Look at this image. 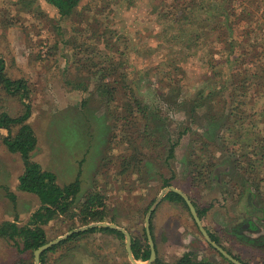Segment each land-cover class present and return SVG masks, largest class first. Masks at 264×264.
<instances>
[{"label":"rangeland","instance_id":"rangeland-1","mask_svg":"<svg viewBox=\"0 0 264 264\" xmlns=\"http://www.w3.org/2000/svg\"><path fill=\"white\" fill-rule=\"evenodd\" d=\"M190 1L82 0L75 14L63 18L45 0H0V57L10 78L24 79L31 87L33 112L29 124L38 140L31 160L54 173L61 186L79 178L77 205L88 193L99 191L111 216L116 217V222L106 223L124 229L146 246L149 209L173 187L204 213L200 218L203 226L230 255L243 264H264V213L258 215L254 209L264 210V203L252 200L250 195L241 199L242 188L236 184L249 175H237L234 160L238 155L235 151L227 154V145L237 150L240 142L235 145L231 137L225 140L222 135L228 132L219 127L220 120L229 114L233 89L244 82L252 86L247 98L250 114L255 117L253 113L262 107L263 10L246 23L239 17L247 0H235L227 43L218 39L223 29L214 22L210 35L190 41L188 24H177L169 15L159 14L162 3L175 11V7ZM222 15L215 12V17ZM197 27L192 29L203 33L204 29ZM107 43L120 51L121 59L112 66L119 68L117 74L105 81L124 82L128 88L113 98L102 93L101 71L94 73V62L108 67L105 57L115 53ZM92 45L95 52L89 51ZM118 56L116 53L113 57L117 60ZM121 61L127 70L119 66ZM119 71L124 73L120 75ZM132 97L157 114L149 124V133L154 134L151 140H142L147 130L143 124L127 128L124 120L117 123L126 105H132L128 111L136 109ZM200 97L204 100L197 105L203 107L195 108L194 102ZM3 112L18 117L24 107L20 99L0 89V114ZM234 120L235 114L231 125ZM0 133L2 137L7 135L5 130ZM246 139L244 136L243 142ZM203 142L207 149L202 148ZM171 149L173 157H169ZM263 165L256 178L264 188ZM24 169L21 156L10 153L0 140V226L16 221L26 226L40 207L37 195L19 190ZM251 183L249 178L245 184ZM170 192L151 217L157 259L174 264L190 253L196 261L232 264L207 243L187 204L167 197ZM251 215L260 216L252 227L257 232H249L250 241L245 242L239 237L244 232L240 225ZM68 221L60 217L44 226L47 242L84 228L74 224L77 227L69 230ZM254 239H261L262 246L252 245ZM22 245L21 241L14 244L1 239L0 264H36L34 251L23 253ZM175 253L185 254L180 257ZM167 254L171 260L166 259ZM45 264L132 263L125 235L97 232L49 252Z\"/></svg>","mask_w":264,"mask_h":264},{"label":"trees","instance_id":"trees-1","mask_svg":"<svg viewBox=\"0 0 264 264\" xmlns=\"http://www.w3.org/2000/svg\"><path fill=\"white\" fill-rule=\"evenodd\" d=\"M45 1L55 7L58 10L59 15L65 18L75 14L76 9H78L82 0ZM234 1L235 0H191L186 6L184 5L181 8L175 7V11L169 8L170 5L162 3L161 7L163 6V11L159 14L164 17L169 15L171 20L177 24H188L187 26L190 28L187 29V32L192 34V36L190 35V41H193L194 38L197 41L202 35H210L213 32L212 26L215 24L217 27H222L223 29V31L218 36V39L220 42L227 43L230 37L229 34H231L232 24L229 23V17L232 16L231 13L234 12ZM221 3H224V6H221ZM247 3V6H243V3H240L243 10L239 17L245 19L246 23L249 22L250 19H252V17H254L259 11L263 10L264 14V0H247ZM165 8L168 9L167 12H165ZM215 12L223 13V15L215 17ZM221 17H223V20H221ZM198 19H200L201 22H197ZM197 24V28L202 27L204 29L203 33L199 34L198 31H194L192 29ZM209 27H211V31H209ZM106 46L111 52H115L114 54L117 53L119 56L116 60V58L113 57L114 54L111 56L107 55L104 62L107 63L108 67H101L103 64L100 66V64L97 65L95 64L96 62H94V73H96L98 70L101 71L103 81L102 84H104L101 86V89L104 90L102 93L113 98L122 89L127 90L128 88L125 87L124 82L119 83L118 81L112 80L109 82L105 81L107 79H112L113 76L117 74L119 68H113L112 66L113 63H117L115 61H119L121 59V55L119 53L120 51L117 49L114 51L115 47H113L111 43H107ZM95 47L96 46L94 45L90 46L89 51L95 52ZM119 66L124 68V70H127V67L123 64V61L119 63ZM119 73L121 75L124 72L121 73L119 71ZM251 87L252 86L249 83L244 82L240 87L233 89L232 97L234 98L231 100L230 106L227 108L229 114L220 120L219 127L222 129L226 128L225 132H228L227 134L224 133V135H222L225 140L228 141L231 137L233 138V143L235 145L236 142H240L239 149L237 150L234 149L233 145H227L228 150H230L227 151V154L235 151L233 153L238 155V158L234 160L236 162L234 170L236 171L237 175H249V177H245L244 182L236 184L242 188V192H240L241 199L245 196L249 197L250 195L252 200L258 199L260 202L264 203V188L262 186L260 187L261 184L263 185V182H259L258 178H256L257 171L259 168H261V165L264 164V134L262 136L260 135L264 131V101L262 107L257 112L253 113L256 115L253 117L248 111L249 105L247 103L248 96H251L249 91ZM0 89L6 94L20 99L24 107L23 114L18 117H12L6 112L0 114V132L1 130L7 131V135L4 137H2L0 133V140L10 153L19 154L23 160L25 169L19 178V190L37 195L40 201V207L32 215L28 225L19 226L17 221L6 222L2 224L0 226V241L1 239H6L13 242L14 244H17L19 241H21L23 244L22 252L32 253L39 247L48 243L44 226L60 217L63 218V221L69 220L68 222L70 223L66 222L68 224L69 230H73L77 227L74 224H80V226L85 227L95 223L108 222V220H111V222H116V217L115 215L111 216V209L109 208L105 196L102 193L99 191L90 192L86 195L84 201L77 205L80 201L77 200L78 195L81 192V181L79 178H77L74 182L61 186L57 182V176L54 173L44 170L40 164L31 160V154L35 151L38 144L37 136L33 131L32 126L29 124V120L33 112V106L30 102L31 87L29 86L28 81L24 79L15 80L8 76L6 65L2 57H0ZM237 91L239 93L241 92V94L238 95V93H236ZM128 92L130 93L131 91L129 90ZM132 98L133 101H135L136 109L134 112H132V110L128 111L132 105H126L125 114L122 119L120 116H116L118 119L117 123L124 120L125 126H127V128L132 127V124H143L145 127L144 129L147 130L144 131L143 136L142 134L140 136H142L141 138L143 141L148 139L151 140L154 134L149 133V124L153 123L154 118L157 117V114L151 112L148 106H144L134 97ZM202 100H204V98L200 97L198 101L194 102L195 108H197V106L203 107V105H197V102L201 103L203 102ZM225 106H227V102H224V107ZM112 114L115 115L116 112H112ZM233 114H235V120L233 125H231L230 120L233 117ZM212 119L216 120L214 116H212ZM146 131L149 135H146ZM244 136H246L247 139L243 142ZM202 145L203 149H207V143L203 142ZM173 156L174 152L173 149H171L169 157ZM259 161L263 162L259 163ZM212 166L215 165L212 164ZM249 178L252 179V183L245 184ZM253 185L255 187H252ZM252 188H254L256 191L253 192ZM10 196L13 200H15L13 195ZM167 197H170L171 199L176 198L186 205L182 197L175 192H170ZM254 209L259 212L258 215L264 213L263 208H261V210L260 208L256 209L254 207ZM197 211L200 218L202 219L204 213L199 210ZM254 216L260 217L257 215ZM76 220L78 222H75ZM97 232L117 234L124 237L120 231L105 227H95L84 233H74L59 246L52 247L47 252L43 253L40 258L41 264L46 263L49 252L56 251L59 247L63 246L67 242L74 241L82 235ZM211 237L217 244H220L218 239H216L214 236ZM146 242L147 244L145 246L142 244L141 240L132 238L133 255L135 256L136 260L147 261L150 258L151 250L148 239ZM156 264L168 263H163L160 261V259H157ZM174 264L214 263L209 261H196L189 253L185 254Z\"/></svg>","mask_w":264,"mask_h":264},{"label":"water","instance_id":"water-1","mask_svg":"<svg viewBox=\"0 0 264 264\" xmlns=\"http://www.w3.org/2000/svg\"><path fill=\"white\" fill-rule=\"evenodd\" d=\"M170 191L179 194L185 200V202H186L187 206L189 207V210H190V212H191V214L193 216V219H194V221H195L200 233L203 235V237L205 238L207 243L209 245H211L218 253H220L222 256H224L232 264H243L242 262L237 260L235 257L230 255L223 247H221L219 244H217L215 241H213V239L211 238L210 234L208 233V231L203 226V223H202V221L200 219V216H199L194 204L187 197V195H185L183 192H181L180 190H178L176 188H173V187L172 188H168L166 190V193L170 192ZM166 193H163L162 195L159 196V198L156 200V202L153 204V206L149 209V212H148L146 220H145L146 234H147V237H148L150 250H151L150 258L146 262V264H152L157 259L156 247H155L154 239L152 237L151 228H150V226H151V217H152V214L155 211L156 207L159 205V203L161 202L162 198L164 197V195ZM95 227L96 228L97 227H105V228H110V229L122 232L125 235V237H126V250H127V254H128V257H129L131 263L132 264H139L138 261L136 260L135 256L133 255L132 236H131V234L128 233L127 231H125L124 229L118 227L115 224L106 223V222L95 223V224L89 225V226L84 227V228L79 229V230L70 231L66 235H64V236H62V237H60V238H58V239H56L54 241H51V242H48V243L44 244L43 246L39 247L37 250L34 251L35 263L36 264H41L40 258H41V255L43 253L48 251L51 247L60 244L61 242H63L65 239H67L68 237H70L74 233L84 232V231H87V230L95 228Z\"/></svg>","mask_w":264,"mask_h":264},{"label":"flooded vegetation","instance_id":"flooded-vegetation-1","mask_svg":"<svg viewBox=\"0 0 264 264\" xmlns=\"http://www.w3.org/2000/svg\"><path fill=\"white\" fill-rule=\"evenodd\" d=\"M253 216L254 215H251L250 217H252V218L244 219V221L240 225L241 228L244 229V232H242L239 237L241 239H243L245 242L250 241V237L248 235L249 232L251 233V235H252V233L257 232V229H252L254 220L256 218V216H254V217ZM252 242H253L252 245H256L257 247L262 246V244H261L262 240L261 239H254V240H252Z\"/></svg>","mask_w":264,"mask_h":264},{"label":"crops","instance_id":"crops-1","mask_svg":"<svg viewBox=\"0 0 264 264\" xmlns=\"http://www.w3.org/2000/svg\"><path fill=\"white\" fill-rule=\"evenodd\" d=\"M46 171H47V170H46ZM154 241H155V239H154ZM168 241H169V239H168ZM155 244H156V242H155ZM156 250H157V244H156ZM186 251H188V250H186ZM175 254H176V255H179L180 257H182L185 253H175ZM182 254H183V255H182ZM157 257H158V253H157ZM166 259H167V260H171L169 254L166 255Z\"/></svg>","mask_w":264,"mask_h":264},{"label":"built area","instance_id":"built-area-1","mask_svg":"<svg viewBox=\"0 0 264 264\" xmlns=\"http://www.w3.org/2000/svg\"><path fill=\"white\" fill-rule=\"evenodd\" d=\"M44 52H46V51H44Z\"/></svg>","mask_w":264,"mask_h":264}]
</instances>
